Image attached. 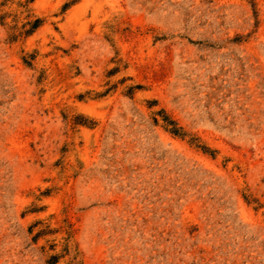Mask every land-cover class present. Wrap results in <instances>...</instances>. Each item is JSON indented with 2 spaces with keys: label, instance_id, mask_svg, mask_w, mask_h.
<instances>
[{
  "label": "rangeland",
  "instance_id": "obj_1",
  "mask_svg": "<svg viewBox=\"0 0 264 264\" xmlns=\"http://www.w3.org/2000/svg\"><path fill=\"white\" fill-rule=\"evenodd\" d=\"M0 264H264V0H0Z\"/></svg>",
  "mask_w": 264,
  "mask_h": 264
}]
</instances>
